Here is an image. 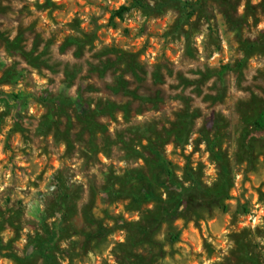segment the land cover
<instances>
[{"label":"rangeland","instance_id":"rangeland-1","mask_svg":"<svg viewBox=\"0 0 264 264\" xmlns=\"http://www.w3.org/2000/svg\"><path fill=\"white\" fill-rule=\"evenodd\" d=\"M138 1L0 0V264H264V0Z\"/></svg>","mask_w":264,"mask_h":264},{"label":"trees","instance_id":"trees-1","mask_svg":"<svg viewBox=\"0 0 264 264\" xmlns=\"http://www.w3.org/2000/svg\"><path fill=\"white\" fill-rule=\"evenodd\" d=\"M135 3L139 4V1L135 0ZM182 8L189 17L192 16L193 10H192L191 6L189 5V3L184 2L182 5ZM128 10H129V8H127V7H121L116 12L117 16L122 17L125 14V12ZM223 73L224 72H222L221 75ZM54 103H55V106L58 107L59 109L60 108L65 109V108L69 107V108L77 109L81 114H91L92 113V111H90L87 103L83 102L79 98L73 99V98L67 97L65 95H60V96L55 98ZM115 107H116V105H112V106L109 105V107H107L109 109L108 112H110V110H113ZM107 108L105 107L104 112L107 111ZM255 124L257 125L258 128L264 129V115L263 114H261L256 119ZM147 150L150 153L151 158L153 160H155L156 163H158V165L164 169L167 177L172 179L174 173L171 169V163L169 161H167L166 159H164V157L159 153V151L156 150V148L152 147L151 145L147 148ZM61 219H62L61 221H63V218H61ZM28 259L29 258L27 257V260ZM24 261H25L24 259L18 258L16 262H17V264H24L25 263ZM55 263L59 264L58 262H55Z\"/></svg>","mask_w":264,"mask_h":264}]
</instances>
